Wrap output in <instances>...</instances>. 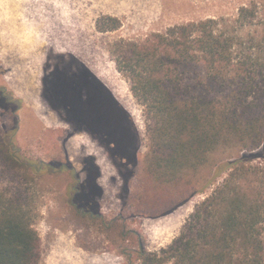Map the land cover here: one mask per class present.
<instances>
[{
  "label": "rangeland",
  "instance_id": "rangeland-1",
  "mask_svg": "<svg viewBox=\"0 0 264 264\" xmlns=\"http://www.w3.org/2000/svg\"><path fill=\"white\" fill-rule=\"evenodd\" d=\"M251 1L0 0V89L20 105L11 147L40 169L34 224L40 264H144L136 235L146 255L164 251L223 183L228 172L219 175V166L233 161L235 150L211 154L190 184L159 185L150 177L146 110L133 97L129 78L118 70L123 55L115 46L142 45L189 23L231 19ZM83 69L119 105L134 131L138 153L128 180L127 170L109 159L99 135L67 121L72 109L76 117L89 115L99 131L120 136L116 117L100 104L81 105L77 99L70 79ZM55 104H64L67 112L56 111ZM1 114L0 131L10 120ZM91 157L99 168L96 201L101 219L82 216L72 204L86 179L84 163ZM252 165L264 166V161Z\"/></svg>",
  "mask_w": 264,
  "mask_h": 264
},
{
  "label": "trees",
  "instance_id": "trees-1",
  "mask_svg": "<svg viewBox=\"0 0 264 264\" xmlns=\"http://www.w3.org/2000/svg\"><path fill=\"white\" fill-rule=\"evenodd\" d=\"M115 47L123 55L118 70L146 110L147 172L156 183L190 184L214 152L238 154L219 166L227 177L167 249L146 255L136 235L144 264H264V166L252 165L264 161V0L231 19L189 23L142 45ZM19 109L0 89L1 118H10L0 131V264H40L34 229L40 169L11 147ZM85 163L98 178L94 158Z\"/></svg>",
  "mask_w": 264,
  "mask_h": 264
},
{
  "label": "flooded vegetation",
  "instance_id": "flooded-vegetation-1",
  "mask_svg": "<svg viewBox=\"0 0 264 264\" xmlns=\"http://www.w3.org/2000/svg\"><path fill=\"white\" fill-rule=\"evenodd\" d=\"M70 80L73 82V85L76 88L75 90H77L74 91V93L76 94L77 99H79L81 105L83 102L87 101L93 104H100L108 113L112 114V118H117L118 125L120 127V136L116 138V136H111L107 132L103 133L104 131H99L93 127L89 115L87 118L83 115L76 117V113L72 109L71 112L67 113V121H69L71 126L75 129L78 128L81 131L84 130L87 134L99 135L101 137V143L103 144L106 153L109 155V159L117 163V168L119 170H127L128 174L125 176L128 180V178L132 175V169L134 168L133 160L137 157L138 143L132 127H130L127 120L123 117L124 114L121 108L110 98L101 86L92 82V79L88 76L84 69L80 72V75L75 76ZM54 107L56 111L67 112V107L64 106V104H55ZM69 107L70 106H68V109ZM85 164L86 163H84V165ZM41 165L44 164L42 163ZM84 171L87 172L86 179L81 185L79 191L77 190L75 193L74 198H72V204L75 206L77 211L81 212L80 214L82 216L86 215L84 210L88 209L89 214L94 215L97 213L96 217L102 218L96 201V198L99 196V191L96 186L98 178H95L93 173L90 171ZM74 178L79 181V178H77L75 174Z\"/></svg>",
  "mask_w": 264,
  "mask_h": 264
},
{
  "label": "bare ground",
  "instance_id": "bare-ground-1",
  "mask_svg": "<svg viewBox=\"0 0 264 264\" xmlns=\"http://www.w3.org/2000/svg\"><path fill=\"white\" fill-rule=\"evenodd\" d=\"M113 83V82H112ZM151 226V225H150Z\"/></svg>",
  "mask_w": 264,
  "mask_h": 264
}]
</instances>
